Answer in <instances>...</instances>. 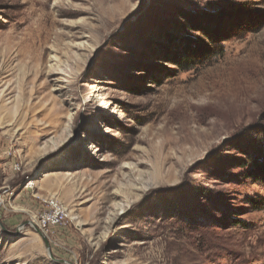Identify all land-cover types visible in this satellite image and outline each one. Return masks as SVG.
<instances>
[{
    "label": "rangeland",
    "instance_id": "obj_1",
    "mask_svg": "<svg viewBox=\"0 0 264 264\" xmlns=\"http://www.w3.org/2000/svg\"><path fill=\"white\" fill-rule=\"evenodd\" d=\"M263 142V0H0V264H264Z\"/></svg>",
    "mask_w": 264,
    "mask_h": 264
},
{
    "label": "built area",
    "instance_id": "obj_2",
    "mask_svg": "<svg viewBox=\"0 0 264 264\" xmlns=\"http://www.w3.org/2000/svg\"><path fill=\"white\" fill-rule=\"evenodd\" d=\"M19 170L18 166L14 167ZM48 211L40 217L38 227L42 230H47L56 226L63 225L69 218L67 210L59 204L55 199L49 198L46 201Z\"/></svg>",
    "mask_w": 264,
    "mask_h": 264
},
{
    "label": "trees",
    "instance_id": "obj_3",
    "mask_svg": "<svg viewBox=\"0 0 264 264\" xmlns=\"http://www.w3.org/2000/svg\"><path fill=\"white\" fill-rule=\"evenodd\" d=\"M248 153L252 167L247 172V176L252 177L257 181H264V142L261 143L258 148H251L250 150L248 149Z\"/></svg>",
    "mask_w": 264,
    "mask_h": 264
},
{
    "label": "water",
    "instance_id": "obj_4",
    "mask_svg": "<svg viewBox=\"0 0 264 264\" xmlns=\"http://www.w3.org/2000/svg\"><path fill=\"white\" fill-rule=\"evenodd\" d=\"M42 238H43V240H44V242L46 243V246H47V248H48V245H47V241L45 240V238L42 236Z\"/></svg>",
    "mask_w": 264,
    "mask_h": 264
},
{
    "label": "bare ground",
    "instance_id": "obj_5",
    "mask_svg": "<svg viewBox=\"0 0 264 264\" xmlns=\"http://www.w3.org/2000/svg\"><path fill=\"white\" fill-rule=\"evenodd\" d=\"M92 211H95V210H92ZM91 213H93V212H90L89 214H88V216H90L91 215ZM42 237V236H41ZM43 239V238H42Z\"/></svg>",
    "mask_w": 264,
    "mask_h": 264
}]
</instances>
